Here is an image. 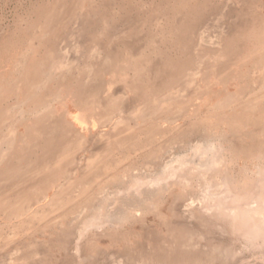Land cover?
<instances>
[{"label": "rangeland", "instance_id": "rangeland-1", "mask_svg": "<svg viewBox=\"0 0 264 264\" xmlns=\"http://www.w3.org/2000/svg\"><path fill=\"white\" fill-rule=\"evenodd\" d=\"M0 264H264V0H0Z\"/></svg>", "mask_w": 264, "mask_h": 264}]
</instances>
